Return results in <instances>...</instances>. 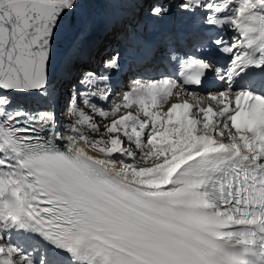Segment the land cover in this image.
Instances as JSON below:
<instances>
[{
    "label": "snow or ice",
    "instance_id": "6c2138e0",
    "mask_svg": "<svg viewBox=\"0 0 264 264\" xmlns=\"http://www.w3.org/2000/svg\"><path fill=\"white\" fill-rule=\"evenodd\" d=\"M77 2L0 0V264H264V0H180L233 33L194 45L226 63L191 54L182 80L136 79L107 111L90 97L110 89L73 86L64 134L16 98L51 97L58 71L70 76L73 55L53 66V44ZM211 72L221 86L189 90Z\"/></svg>",
    "mask_w": 264,
    "mask_h": 264
},
{
    "label": "water",
    "instance_id": "95a60500",
    "mask_svg": "<svg viewBox=\"0 0 264 264\" xmlns=\"http://www.w3.org/2000/svg\"><path fill=\"white\" fill-rule=\"evenodd\" d=\"M79 25V18L75 11L65 15L61 19L53 44V66H56L63 51H66V47L71 43L72 36L75 35V32L78 30Z\"/></svg>",
    "mask_w": 264,
    "mask_h": 264
},
{
    "label": "rangeland",
    "instance_id": "374dc122",
    "mask_svg": "<svg viewBox=\"0 0 264 264\" xmlns=\"http://www.w3.org/2000/svg\"><path fill=\"white\" fill-rule=\"evenodd\" d=\"M94 0H79V4L78 6H76V8L79 10V11H82V10H86L88 9V6L93 2ZM98 1V0H97ZM96 1V2H97ZM112 12V11H111ZM82 13H84L82 11Z\"/></svg>",
    "mask_w": 264,
    "mask_h": 264
},
{
    "label": "bare ground",
    "instance_id": "6f19581e",
    "mask_svg": "<svg viewBox=\"0 0 264 264\" xmlns=\"http://www.w3.org/2000/svg\"><path fill=\"white\" fill-rule=\"evenodd\" d=\"M78 11V10H77ZM118 9L117 8H115V9H113L112 10V12H110V15L111 16H116L117 15V13H118ZM82 17H84L83 15H82ZM84 25H85V18H84ZM73 46H74V44H73ZM65 59V58H64ZM35 96H37V95H32L31 97H35Z\"/></svg>",
    "mask_w": 264,
    "mask_h": 264
}]
</instances>
